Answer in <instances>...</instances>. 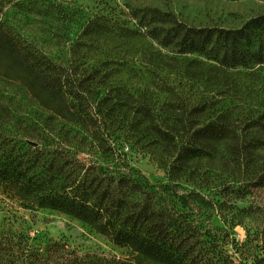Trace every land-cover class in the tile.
<instances>
[{
    "label": "rangeland",
    "instance_id": "1",
    "mask_svg": "<svg viewBox=\"0 0 264 264\" xmlns=\"http://www.w3.org/2000/svg\"><path fill=\"white\" fill-rule=\"evenodd\" d=\"M149 8L171 13L189 26L238 28L264 13V0H14L2 9L4 20L28 44L68 69L91 121L88 131L63 123L20 84L0 77V138L21 144L29 141L26 135L38 136L28 143L46 149L59 140L72 150L85 148L103 166L111 160L102 148H110L151 184H176L180 194L198 192L215 204L199 216L220 240L218 250L234 264H253L255 257L264 256V188L248 187L237 200L221 191L223 184L249 180L252 163L238 173L224 165L225 156H213L189 162L191 176L170 180L175 150L168 151L149 133L142 110L177 132H183L182 126L205 125L221 113L242 124L256 120L264 114V66L219 72L196 55L181 56L143 37L124 35L123 28H134L133 12ZM260 44L263 30L251 34L243 48L253 52ZM0 198H5L2 192ZM224 200L227 206H219ZM13 202L31 235L62 239L80 254L129 256L68 215Z\"/></svg>",
    "mask_w": 264,
    "mask_h": 264
},
{
    "label": "trees",
    "instance_id": "2",
    "mask_svg": "<svg viewBox=\"0 0 264 264\" xmlns=\"http://www.w3.org/2000/svg\"><path fill=\"white\" fill-rule=\"evenodd\" d=\"M13 1L0 0V77L20 84L53 118L87 130L91 120L68 69L28 44L4 20L2 9ZM132 19L134 28L122 30L127 37H143L181 56L196 55L219 72L264 66V44L253 52L243 48L251 34L264 31V13L238 28L189 26L154 8L135 11ZM142 111L149 133L168 151L175 150L170 180L191 176L189 162L219 155L238 173L247 163L254 167L249 180L223 184L224 197L237 200L248 187L264 188V114L242 124L221 113L205 125L182 126L183 132H177ZM28 142L0 138V192L5 195L0 198V264H234L218 250L220 240L199 216L215 206L200 193L180 194L176 184H151L125 156L105 146L102 154L111 160L109 166L99 164L85 148L72 150L59 140L49 149ZM13 200L68 215L128 250L129 256L80 254L62 239L31 235ZM253 264H264V256L255 257Z\"/></svg>",
    "mask_w": 264,
    "mask_h": 264
}]
</instances>
